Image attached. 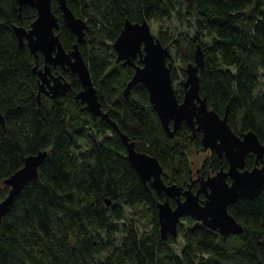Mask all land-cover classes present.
Listing matches in <instances>:
<instances>
[{
	"label": "trees",
	"instance_id": "obj_1",
	"mask_svg": "<svg viewBox=\"0 0 264 264\" xmlns=\"http://www.w3.org/2000/svg\"><path fill=\"white\" fill-rule=\"evenodd\" d=\"M192 2L66 0L86 22L78 48L101 109L136 150L158 160L166 184H190L195 190V166L188 154L202 151L201 132L192 134L183 121L168 137L142 83L123 93L133 69L115 61L112 48L125 19L149 24L175 18L186 31L169 33L159 27L155 37L172 48L181 74L185 77L184 67L193 62L199 44L203 66L198 91L207 107L220 117L226 113L236 135L252 131L264 144V0ZM51 10L68 51L76 37L62 22L54 0ZM35 16L33 7L24 5L19 11L16 0H0V183L23 166L25 157L46 151L38 177L13 197L0 217V264H264V190L251 199L238 196L228 205L242 226L240 234L222 237L184 216L176 237L160 238L156 204L164 194L140 181L118 133L74 99L81 88L77 77L67 71L70 91L51 100L40 94L37 101L32 67L42 65V56L35 57L26 43L20 46L13 32L15 25L28 28ZM174 92L181 100L182 91ZM201 162L205 173L227 169L224 156L215 152ZM252 165L253 156L247 155L245 167ZM7 190L2 184L0 201ZM126 209L134 218H128ZM137 212L148 215V229L135 225Z\"/></svg>",
	"mask_w": 264,
	"mask_h": 264
},
{
	"label": "water",
	"instance_id": "obj_2",
	"mask_svg": "<svg viewBox=\"0 0 264 264\" xmlns=\"http://www.w3.org/2000/svg\"><path fill=\"white\" fill-rule=\"evenodd\" d=\"M58 4L61 20L75 35L76 42L66 51L56 33L59 27L57 16L51 10L52 0H16L18 9L28 5L36 11L34 20L28 28L15 25L13 32L18 44L26 43L29 51L36 57L42 56L43 66L34 64L32 72L36 74L40 94H51L53 97L64 94L70 87L69 82L57 80L46 89L47 76L50 75V65L68 68L74 74L81 88L74 94V99L84 105L92 117H98L118 133L125 146L126 158L139 179L147 183L156 192H162L163 201L156 204L158 229L161 239L177 236V226L180 219L189 216L199 221L203 226L217 230L220 236L240 234L242 226L229 214L227 207L238 196L253 198L264 190V166L259 165L264 155V144L260 143L252 131L236 135L226 122V113L220 117L209 109L199 94L198 70L203 66L202 50L199 44L195 46L193 62L184 67L185 77L181 82L182 96L178 100L171 78L170 50L162 45L151 31L148 22H131L125 19L123 26L112 48L115 61H120L133 69L130 79L123 90L128 94L135 82L142 83L147 91L149 102L168 137H172L181 122H185L194 131L201 132L203 149L214 151L219 157L224 156L227 169H219L213 176L199 180V187L194 192L190 185L186 188L174 183L166 184L162 179V166L158 160L144 152L138 151L134 143L127 139L116 123L101 109L97 99L96 89L92 84L89 70L78 43L83 42L86 22L76 17L68 8L66 0H54ZM192 6V0H184ZM0 124L4 125L0 114ZM252 153L254 165L245 167V157ZM46 156V151L25 157L23 166L2 180L8 190L0 201V217L5 213L13 197L31 180L38 177V168ZM228 177V180L226 179ZM204 194V200H199L198 194ZM169 199L174 201L171 206ZM109 204V201H106Z\"/></svg>",
	"mask_w": 264,
	"mask_h": 264
},
{
	"label": "rangeland",
	"instance_id": "obj_3",
	"mask_svg": "<svg viewBox=\"0 0 264 264\" xmlns=\"http://www.w3.org/2000/svg\"><path fill=\"white\" fill-rule=\"evenodd\" d=\"M149 27H150V31L151 33L156 36L157 35V31L160 28H162V30H166L169 33H173V32H178V31H186L187 29L180 24L175 18H172L170 20H163L161 22H150L149 23ZM170 53H171V65H172V69L175 73V79L172 80L173 82V88L176 91H182V87H181V82L184 79V76L181 74V69H182V65L179 61V59L177 57H175L174 52L172 50L171 47H169ZM206 155H208V152H198V151H191L188 156L189 158L195 162V166L199 167V162L200 160L205 157ZM197 175H193V178L196 179ZM1 183H0V187H1ZM126 213L128 215V218H134V215L129 214V209H126ZM137 216L138 218H135V225L137 226V228L139 230H144V229H148L151 224L149 221V217L148 215L143 214L142 212H137ZM181 245V239L178 237L177 238V244L176 246L179 247Z\"/></svg>",
	"mask_w": 264,
	"mask_h": 264
},
{
	"label": "flooded vegetation",
	"instance_id": "obj_4",
	"mask_svg": "<svg viewBox=\"0 0 264 264\" xmlns=\"http://www.w3.org/2000/svg\"><path fill=\"white\" fill-rule=\"evenodd\" d=\"M43 66V60H42V65L41 66H38V67H42ZM50 69V75H48L47 76V78H48V84H46V89H48V87L49 86H51L54 82H56L57 80H55L54 78L55 77H58L59 79H58V81L59 82H69V84H70V87H69V89L65 92V93H67L68 91H70V89H71V81L69 80V78H68V75L66 74L67 73V71H69V73L71 74V75H74V74H72L71 72H70V70L68 69V68H64V67H61V66H59V65H55V66H53V65H50V67H49ZM59 69H63L65 72H64V74H62L60 71H59ZM64 93V94H65ZM64 94H59L58 96H56V97H53L51 94H49V95H47V94H42V95H44L45 97H47L48 99H53V98H58V97H60V96H62V95H64ZM93 119H95V118H93ZM194 134V133H193ZM198 152H208V155L210 154V153H212V152H214V151H210L209 149H203V147H202V151H198ZM248 155H252L253 156V165H254V159H255V157H254V155L252 154V153H250V154H248ZM207 156V155H206ZM205 156V157H206ZM218 156V155H217ZM264 156V155H263ZM205 157H203L201 160H200V162H199V167H196L195 166V162L194 161H192L191 159V161H192V163L194 164V166H195V169H194V171H193V174H192V177H191V180L192 181H197V184H198V187H199V180L200 179H202V178H206V177H209V176H213V174H214V172L215 171H212V170H209L207 173H205L202 169V160L205 158ZM219 157V156H218ZM219 158H221V157H219ZM226 160V159H225ZM227 162V161H226ZM201 165V166H200ZM252 165V166H253ZM259 165L260 166H264V164H263V157H262V160H259ZM220 169H223V168H220ZM223 170H226V169H223ZM205 173V174H204ZM197 175L196 176V179H194L193 178V175ZM226 179L228 180V177H226ZM190 185V184H189ZM188 185V186H189ZM191 187V186H190ZM197 187V188H198ZM197 188L195 189V190H193L192 188V190L195 192L196 190H197ZM200 196H202V198L200 197ZM198 197H199V200L201 201V200H204V194L203 193H199L198 194Z\"/></svg>",
	"mask_w": 264,
	"mask_h": 264
}]
</instances>
